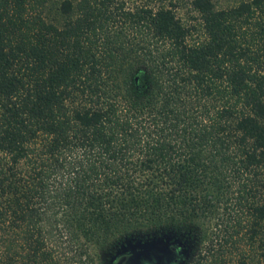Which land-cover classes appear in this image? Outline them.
<instances>
[{"label":"trees","instance_id":"1","mask_svg":"<svg viewBox=\"0 0 264 264\" xmlns=\"http://www.w3.org/2000/svg\"><path fill=\"white\" fill-rule=\"evenodd\" d=\"M176 2L0 0V264H264V0Z\"/></svg>","mask_w":264,"mask_h":264},{"label":"water","instance_id":"2","mask_svg":"<svg viewBox=\"0 0 264 264\" xmlns=\"http://www.w3.org/2000/svg\"><path fill=\"white\" fill-rule=\"evenodd\" d=\"M169 238H170V235H167V234H160V235L146 234V235H139L136 237L133 236V237L125 238L120 244L121 247H124V248L128 247V249H133V247L141 246L142 249L139 250L137 253H135L137 256L135 257L134 255L129 256L124 264H143V262L145 261L144 259H143L144 261L141 259L143 257L147 259L149 262V260H151V256H149L148 253H144L143 249L146 248V246L153 245L152 248H150L152 250L151 252L153 253L155 250L161 249L162 247L161 242H165ZM173 239L174 241H178L179 235H177ZM191 247H192V244L190 242H187L186 248L184 250H180V248H176L175 251L170 255V257L176 256V260L174 261V263H171L169 261L171 258L169 259L168 257H165L164 259H160L159 256L161 255H159L158 253H155V255H158L157 261L150 262L147 264H182L184 260L189 256ZM123 249L116 250L115 254L123 252ZM139 252L142 253L143 255V256L141 255L142 257H139ZM116 264H121V262L117 261Z\"/></svg>","mask_w":264,"mask_h":264},{"label":"flooded vegetation","instance_id":"3","mask_svg":"<svg viewBox=\"0 0 264 264\" xmlns=\"http://www.w3.org/2000/svg\"><path fill=\"white\" fill-rule=\"evenodd\" d=\"M174 242V239L172 240H166L165 242H161V245L162 247L168 251V246H171V248L173 249V252L175 251L176 248H180V250H184L186 248V244L187 242L185 240H178L176 241L177 243V247H173L171 244ZM153 245L151 246H146V248L144 249H150L152 248ZM124 247H121V249H123ZM142 247L141 246H136V247H133V249H128V247L124 248L123 249V252L121 253H118V254H115L113 257H112V261L114 264H116L117 261H120L121 264H124L125 261L127 260V258L135 253H137L139 250H141ZM163 249V250H164ZM176 260V256H172L171 259L169 260L171 263H174V261Z\"/></svg>","mask_w":264,"mask_h":264},{"label":"rangeland","instance_id":"4","mask_svg":"<svg viewBox=\"0 0 264 264\" xmlns=\"http://www.w3.org/2000/svg\"><path fill=\"white\" fill-rule=\"evenodd\" d=\"M216 6H224L233 3L235 0H212ZM174 11L181 18H190L194 11L190 7V0H177L174 5ZM196 247L194 248V253H196Z\"/></svg>","mask_w":264,"mask_h":264}]
</instances>
